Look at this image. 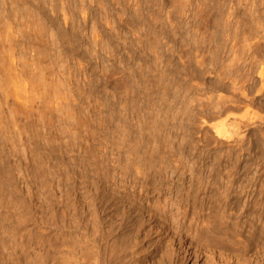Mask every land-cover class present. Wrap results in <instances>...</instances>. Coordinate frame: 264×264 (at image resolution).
Returning <instances> with one entry per match:
<instances>
[{
  "label": "rangeland",
  "instance_id": "obj_1",
  "mask_svg": "<svg viewBox=\"0 0 264 264\" xmlns=\"http://www.w3.org/2000/svg\"><path fill=\"white\" fill-rule=\"evenodd\" d=\"M263 49L264 0H0V264H64L115 196L139 210L140 262L182 264L147 246L158 232L188 264H226L227 177L238 212L264 204Z\"/></svg>",
  "mask_w": 264,
  "mask_h": 264
},
{
  "label": "bare ground",
  "instance_id": "obj_2",
  "mask_svg": "<svg viewBox=\"0 0 264 264\" xmlns=\"http://www.w3.org/2000/svg\"><path fill=\"white\" fill-rule=\"evenodd\" d=\"M252 22H253V20H252ZM244 42H245V40H244ZM262 59H263V56H262ZM259 68H261V67H259ZM263 68L264 67L262 66L261 69H259V70L257 69L258 70L257 71L258 75H259L260 80H261L260 88H262V85L264 84V69ZM240 84H243V83H240ZM258 87L257 88L255 87V88L258 89ZM244 88H245V86H244ZM243 94H244V92H243ZM215 114H216V112H215ZM245 114H243V116L241 115L242 116L241 119L243 117H245L244 116ZM250 116H246V117H250ZM252 118H253V116H252ZM249 121H251V120H249ZM215 126H216V128H215L216 132L215 133L217 135L218 134L221 135L222 134V129H223V124H221L220 126H219V124H217ZM228 131L230 132V130H225V133L228 132ZM229 135H231V134H228V137H229ZM224 136H227V135H224ZM235 178H237V177L235 176ZM235 178L234 177H229V178L227 177V179H226L227 180V185L225 186L226 188L223 191V194H224L223 197H224V200H225V204L224 205H225L226 209L219 210L220 213L222 214L221 216L223 218V220L221 222H222V232H223V237H224L223 239H225L224 241L226 243L224 245H225V247L227 246V249H228V252H227L228 258H227V263L226 264H249V263H251V260H250V255L251 254L248 255L249 254L248 251H250L253 246H255L256 248L264 247V204H262V202L258 203L257 202L258 199L256 200L255 197H253L254 201H252L250 199L247 200L246 201L245 210H242V212H238L237 211V207H238V204H239V199L236 197L235 193H237L239 195V194H241L240 193L241 191L236 190L234 185H236L237 183H239V185H241L242 181H239L240 179L236 180ZM253 179H255V178H253ZM53 182H54V179H53ZM198 183L199 182L197 181V184ZM202 183H204V182H202ZM195 184L196 183H194L193 180H192L191 181V187H193ZM200 184L201 183H199V186H200ZM238 186H237V188H238ZM194 188H196V186ZM54 190H55L54 186H52V195H51L52 197H51V199H52V207H53V212H52L53 213V215H52L53 216V220H54L55 212H56L55 206L59 205L60 211L62 213L61 217L63 219V222L66 225L68 219L71 217V216L68 217L69 216L70 206H69L68 198L65 197V195H67V193H65V195H64L65 191H62L63 193H62V195L60 197V201H58L56 196H55ZM249 193H251V192L249 191ZM115 197L110 199V201L108 200L109 203H107L108 201L104 197L105 200L104 199L103 200L106 201L107 205L104 204L103 205L104 207H102V209H101V211L103 212V218H105L106 223L108 224V227L110 229L104 228V226L102 224H100L98 226L94 225V229H93V232H92L91 235H86V233H83V236H81V237L84 238L83 239L84 240V244L80 245L78 250H75L74 246L70 242H68L69 240L66 241L65 244H64L65 245V248H64L65 250H64V257L62 256L63 257L62 258V260H63L62 263H64V264H147L146 262H140L141 256H143V257L145 256V254L147 252L146 251L147 249H143L142 246L140 248H138L137 243H136V246L133 244L134 240H137V239H138V242H140V243L142 242V237H141L142 232H140L139 227H137L138 218H139L137 214H138L139 210L137 209V213H136L134 219L129 220L127 215L125 216L124 213H120L118 211L117 207H115L116 206V201L115 200L117 199V198L115 199ZM233 198H235V199L233 200ZM56 200H57V202H56ZM89 201L93 202V198H90ZM249 204H251V206H249ZM255 204H258V207L256 209L254 207ZM133 208L136 209L135 207H133ZM252 212H255V214H254L256 216L255 218H256V220H259V223H257V224L253 223V228L251 229V231H249L247 234H244V233H242L240 231L241 227H242L241 224H238L237 222H235L234 221V217H236V215L238 217L239 216H242V217L245 216L246 219H247L248 218L247 216L251 215L250 213H252ZM213 213H214L213 214L214 216L218 214V212H216V211H214ZM246 219L244 220V222L246 221ZM86 220L87 221L90 220L87 217V215H86ZM96 221L98 223V220H96ZM236 226H240V230L239 231L236 230L237 229V228H235ZM115 227H117L118 233L114 234L112 237H109L110 235H112V232L115 230L114 229ZM53 228H54V221H53ZM65 230H67L66 226H65ZM109 230H110V232H109ZM67 231H70V230H67ZM214 231L217 232L216 227H215ZM147 232L148 233L151 232V229H148L146 231V233ZM68 233H70V232H68ZM66 234H67V232H66ZM144 236H145V234H144ZM236 236H239L237 238L241 237V239H236L235 238ZM66 238H68V235L67 236L64 235V239H66ZM53 239H54V234H53ZM147 246H153V249H155V252L156 253H160L162 255H166V253H164V248L169 249L168 251L170 252V254L171 255L173 254V255L177 256V259L182 264H188L189 261L191 260L190 259V254H189L188 251H186L185 249L176 248L171 241H169L168 244H165V242L162 239L159 238V233L158 232L155 233V235H154V237L152 239H148L147 240ZM256 248H253V250L254 249L256 250ZM224 249H226V248H224ZM247 252H248V254H247ZM196 257L197 256L194 257V260H193L192 264H198V261L196 260ZM233 259H234V261H233ZM204 264H208V262H204ZM255 264H259V263L256 261Z\"/></svg>",
  "mask_w": 264,
  "mask_h": 264
}]
</instances>
